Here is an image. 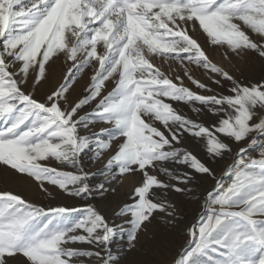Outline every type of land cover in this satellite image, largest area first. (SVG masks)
<instances>
[{
  "label": "snow or ice",
  "instance_id": "1",
  "mask_svg": "<svg viewBox=\"0 0 264 264\" xmlns=\"http://www.w3.org/2000/svg\"><path fill=\"white\" fill-rule=\"evenodd\" d=\"M197 24L225 58L252 52L264 59V0H0V165L31 177L49 196L46 184L85 201L133 178L130 203L116 213L129 217L130 244L155 212L174 214L153 189L192 191L158 173L185 185L193 172L206 175L214 187L174 264H264V150L257 159L239 147L227 185L198 153L200 141L210 158H223L233 144L264 136V79L244 82L212 62L189 34ZM150 55L202 67L219 91L187 67L184 76L206 94L184 86L181 76L174 82ZM61 56L71 62L63 82L37 95ZM85 69L92 70L90 81L71 98ZM166 99L198 102L218 120L206 126ZM89 153L93 160L108 156L102 168L86 170ZM53 160L60 167H50ZM168 163L192 171L177 173ZM97 176L103 180L93 185ZM116 232L92 203L44 207L0 190V264H84L81 258L113 264L109 245Z\"/></svg>",
  "mask_w": 264,
  "mask_h": 264
},
{
  "label": "rangeland",
  "instance_id": "2",
  "mask_svg": "<svg viewBox=\"0 0 264 264\" xmlns=\"http://www.w3.org/2000/svg\"><path fill=\"white\" fill-rule=\"evenodd\" d=\"M191 28V25H189ZM193 38H196L201 46L207 51L209 58L212 62L218 66L224 67L237 79L244 82H256L264 79V59L260 58L257 54L248 52L244 56H236L229 54L228 58H225V49L217 46H212L207 41L206 34L199 29V25H196V31L189 32ZM251 34V33H250ZM257 38L258 37H254ZM101 46L98 45V50ZM150 61L160 70L172 79L176 83V76L183 78V84L186 87L191 88L194 91H199L200 94H206L203 90H199L195 85L191 83L186 76H184V69L190 71V74L199 79L201 82L209 84L210 87L216 89L214 84H211L209 77L212 75L202 67L195 64H188L185 62L183 65L171 58L166 59L162 56L150 55L148 57ZM51 64V62H50ZM71 66V62H67L63 56L60 57L51 67L48 68L50 75V83L48 85H40L36 89L37 95H42L45 92L46 87L51 85H58L63 82V77L67 73L68 67ZM92 75L91 69H85L82 73L78 74L76 81L73 82L74 86L70 89L71 98L78 96L87 86ZM31 83V81H29ZM114 86V81L109 84V90ZM228 85L225 83V91H227ZM219 91V89H216ZM165 102L172 104L181 115L188 116L189 118L196 119L198 122L204 123L206 126H211L216 123L218 117L213 116L207 108L200 105L198 102L193 104H185L179 101H172L166 99ZM193 108H200L201 112H193ZM85 111H89L85 108ZM83 114V113H81ZM147 119V118H145ZM154 126H157L161 131H165L163 125L159 121L154 122ZM95 130V129H94ZM165 135L167 132L165 131ZM217 135H220L219 133ZM223 139V137H221ZM256 143V144H255ZM252 147L247 148V156L252 158H260V153L264 150V136H258L257 140ZM239 145L233 144V153ZM191 150V149H190ZM198 153L202 160L207 161L210 167L215 169L216 175L221 174L225 169L226 165L232 159L233 153L226 154L223 158L215 157L210 158L206 153L205 145L203 141H200V148ZM92 153H89L84 157L86 170L94 172L99 168H102L106 163L108 156L101 157L99 160L91 159ZM43 163V162H42ZM232 164V163H231ZM230 164V165H231ZM50 167H60L58 162L51 161ZM174 172L192 171L187 166H178L173 163L165 165ZM72 170V169H63ZM228 169L223 173L222 179L225 185L231 182L232 175H225ZM195 179L185 185L182 182L170 181L166 176H162L158 173L159 178L164 179L168 183H176L179 187L190 188L192 191L177 192L171 188L169 189H153L160 200L172 205L168 211L173 212V215H168L167 212L157 211L154 213L150 222H146L145 226L137 234V239L132 244L129 243L127 238V224L126 220L129 219L127 216H118L116 213L119 209L130 203L129 197L136 186L133 178L125 176L121 178L120 182H112L106 187L115 188L116 190L109 191L104 194L103 197L97 196L91 201H85L80 198H70L65 194H59V190L52 185L46 184L48 190L52 193L49 196L45 193L31 177L23 174L15 173L14 170L8 169L6 166L0 165V190H10L17 194H22L23 197L30 203L37 204L39 206H52L55 207L58 204L71 207H81L86 203H92L97 206L98 210L106 217L110 224L116 226L117 232L113 240L111 241L109 248L113 257V264H174V261L183 254L184 250L189 247L188 244L183 246L187 238L186 235V222L192 217L193 211L196 209L199 214L201 211V204L203 202L202 191L209 187L206 184L211 181V186L214 181L206 175L201 176L195 172L192 173ZM130 180L129 183H125V180ZM142 179V178H141ZM103 180V177H94L91 183L95 185ZM193 197L189 200V197ZM188 226V225H187ZM124 229L121 231V229ZM183 246V247H182ZM78 247L89 248L88 245H78ZM181 249L180 254L176 259L175 256L178 250ZM172 256L170 257V255ZM84 264H95V259H86Z\"/></svg>",
  "mask_w": 264,
  "mask_h": 264
},
{
  "label": "water",
  "instance_id": "3",
  "mask_svg": "<svg viewBox=\"0 0 264 264\" xmlns=\"http://www.w3.org/2000/svg\"><path fill=\"white\" fill-rule=\"evenodd\" d=\"M257 137H258V136H256V140H257ZM253 144H254V143H248L247 145H241V146H246V147L248 148L249 146H252ZM241 146H240V147H241ZM238 148H239V147H238ZM238 148L235 150V152L238 151ZM235 152L233 153V156H232V159H231V162L229 163V165L232 163V161H233L234 158H235ZM229 165H228V166L226 167V169H225V170H224V171L218 176V178H221V177H222L223 173L228 169ZM214 184H215V181H214ZM214 184H213L210 188H208V189L205 191V194H206L207 191L211 190L212 187H214ZM205 194H204L203 202H204V200H205ZM203 202H202V204H201V211H200V213H201L202 210H203V209H202ZM200 213L194 218V220H193L189 225H191L193 222H195V221L198 219ZM189 225H188V227H189ZM188 227H187V232H188ZM189 241H190V237H189V234L187 233V239H186L185 243L183 244V246H185L186 244H188ZM183 246H182V247H183ZM182 247L178 250V252H177V254H176V256H175L174 259H176V258L178 257V255H179L180 252H181Z\"/></svg>",
  "mask_w": 264,
  "mask_h": 264
},
{
  "label": "bare ground",
  "instance_id": "4",
  "mask_svg": "<svg viewBox=\"0 0 264 264\" xmlns=\"http://www.w3.org/2000/svg\"><path fill=\"white\" fill-rule=\"evenodd\" d=\"M255 144H256V143H255ZM240 146H241V145H239L238 147H240ZM238 147H237V148H238ZM250 147H252V146H249L248 148H250ZM234 152H235V151H234ZM230 162H231V160H230ZM230 162H229V163H230ZM229 163L226 165V167L229 165ZM226 167H225V169H226ZM225 169H224V170H225ZM224 170H223V171H224ZM219 175H220V173L217 174V177H218ZM129 182H130V180H127V179L125 180V183H129ZM211 183H212V182L209 181V182L206 184L207 186H209L208 188L211 187V185H210ZM208 188H207V189H208ZM207 189H206V190H207ZM206 190H205V191H206ZM204 194H205V192H204V190H203V191H202V196H203V198H204ZM192 198H193L192 196L189 197V200H192ZM197 215H198V213H197V210L195 209V210L193 211V213H192V217L186 222V227H188L187 225H189V224L194 220V218H195ZM187 233H188V232H187V228H186V235H187ZM186 239H187V238H186ZM185 241H186V240H185ZM171 256H172V254L170 255V257H171Z\"/></svg>",
  "mask_w": 264,
  "mask_h": 264
}]
</instances>
